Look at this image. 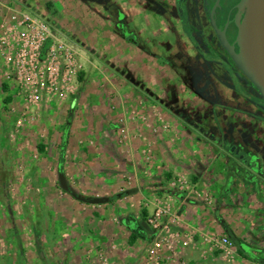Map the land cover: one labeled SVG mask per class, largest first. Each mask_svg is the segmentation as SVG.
Masks as SVG:
<instances>
[{
  "label": "crops",
  "instance_id": "0c3cea01",
  "mask_svg": "<svg viewBox=\"0 0 264 264\" xmlns=\"http://www.w3.org/2000/svg\"><path fill=\"white\" fill-rule=\"evenodd\" d=\"M104 1L113 12H119L126 30L118 44L127 52L134 47V56L130 58L126 53L125 58L120 57L119 65L126 72H136L138 83L147 81L154 87V83L160 81L159 84L166 87V82L175 81V72L167 67L166 62L168 74L159 80L145 70L150 66L154 71L161 64H155L153 56L157 52L154 51L149 58V50L144 45L150 44L149 47L161 51L174 46L171 42L177 37L178 30L177 27L171 29V25L175 28L180 24L173 9L175 1ZM159 4L163 5L160 7ZM2 5L0 3L4 12L11 9ZM130 34L135 43L128 41ZM178 36L184 39L182 32ZM137 44H143V49ZM144 59L150 61L145 64ZM121 80L117 88L109 84L108 92L96 91L88 112L82 110L66 125L65 154L41 156L44 162L54 161L56 164L55 170L38 172L47 202L41 207V224L48 247L59 249L66 243L68 247L62 251L63 264H71L69 260L75 261L76 255L83 256L79 264H85L89 253L97 249L107 254L110 264H155L147 258L153 230L147 225L146 218L153 212L155 199L163 197L169 199L182 229L177 226L183 233L174 246L176 260L167 259L170 253L166 252L158 264H180V261L187 264H232L224 261L220 252H211L203 243L212 235L227 236L233 242L234 264H264V163L260 165L262 168L253 169V173L246 161L238 160L240 163L237 164L228 152L221 155V159L212 161L211 164H217V170L210 169L209 159L201 153L206 150L203 141L196 143L191 138H179L177 142H171L162 134L156 137L148 134L153 157L147 161L141 153L145 140L134 136L141 129L137 121H127L132 137L123 142L125 145L117 142L116 117L123 116L132 97L139 100L145 96L143 92H137V86L130 87L133 83ZM87 97V93L81 92L69 107L83 108V99ZM57 109L51 107L53 111L50 113L57 112ZM87 114L103 121L82 120ZM80 122L84 123L82 127ZM63 124L53 126L57 137H60L61 128H65ZM60 139L63 141L62 136ZM92 142L98 144L96 151L90 150L89 143ZM192 146L197 147L195 162L201 170L194 168L190 158ZM44 149L47 148L44 146ZM55 172L56 177L57 173L63 175L67 189L59 185L57 179L53 180ZM182 174L189 179V187L179 190L171 185V180ZM34 175L37 174L34 172ZM205 193L211 196L212 204L202 200ZM83 196L88 199L99 196L104 202L100 205L83 203L78 199Z\"/></svg>",
  "mask_w": 264,
  "mask_h": 264
},
{
  "label": "rangeland",
  "instance_id": "374dc122",
  "mask_svg": "<svg viewBox=\"0 0 264 264\" xmlns=\"http://www.w3.org/2000/svg\"><path fill=\"white\" fill-rule=\"evenodd\" d=\"M0 3L3 4V7L25 11L46 22L58 39L73 48L76 52V60L80 65L79 71L71 80V93L63 98L52 100L47 103L46 108L45 102H42L41 110L37 114L27 117V121L19 123L22 112L21 100L16 94L15 83L5 78L6 70L0 56V264H63L62 251H66V247H68L66 243L57 249L48 247V242L44 239L46 234L41 224V218H43L41 207L46 206L47 202L41 189L43 180L39 181L38 172L55 170L56 164L54 161L44 162L41 156L65 154L67 152L64 143L67 136L66 125L78 113L81 114L82 110L85 113L88 112V106L93 101L96 91L99 93L100 91L108 92V85L111 83L113 87H119L120 78H122L121 81L125 79L126 82L133 83L130 87L137 86V92H143L145 96L139 100L132 97L128 101V108L123 116L116 117L115 128L117 140L119 139L117 142L123 144L125 140L132 137L126 123L127 121H137V124L141 125V129L134 136L145 140L141 153L147 161L153 157V148L151 142L148 141V134L153 137L162 134L171 142H177L179 138H191L196 143L200 140L203 141L206 150L200 152L203 157L206 156L209 159V168L217 170V164H211L212 161L221 159V155L228 154V152L223 148H217V144L208 138L210 134H216V130L213 128L216 122L217 127L224 123L226 128L234 131L244 145L246 142L245 147L259 155L264 163V119L262 114L253 109L254 113H249L251 116H246L234 108L237 105L241 108L245 107L242 97L235 92L239 91L240 93L237 88L235 91L223 92L225 101L232 106V111H225L218 107L212 109L210 104L198 98L191 91L190 81L193 74L201 73L200 68L202 67L199 62H194L189 44H184V47L182 44L171 42L174 46H171L168 51L153 49L152 46L149 47L150 44H144L149 50L148 57L151 58L153 52L156 51V55L153 56L156 59V61L154 60L155 64L156 62L161 64V67H156L154 71L150 66L145 69L151 76H154L156 80L163 78L168 70L164 62L168 63L167 67L176 73H174L175 81L166 82L167 88L160 85V81L155 82L153 87L147 81L138 83L135 77L136 72L133 71L132 74L126 72V69L119 65L120 57L125 58L126 53L130 58L134 56V47L130 49L132 51L128 50L127 52L122 49L121 44H118L120 36L121 38L125 36L126 30L121 24L119 12H113L104 0H0ZM161 5L163 4H159L160 7ZM4 10L0 7V14L2 13L0 19L9 11L6 9L4 12ZM171 29L178 30L177 36L182 32L180 24H176L175 28L174 25H171ZM128 41L135 43L134 36L130 34ZM137 45L143 49V44ZM183 48L186 50H182ZM186 54L191 57L190 62L185 60L184 55ZM147 61L150 60L144 59L145 64ZM141 66L143 65L141 64ZM4 84L6 85L5 90L3 89ZM83 91L88 95L86 99H83V108H70L69 103L73 99H77ZM7 97H10L8 102L6 101ZM51 107L54 110L56 107L59 109L57 112L50 113L53 111L50 110ZM44 109H47V112H43ZM78 110L80 111L78 112ZM82 120L86 122L89 120L103 121L102 118H93L92 114L89 116L87 114V118H82ZM61 122L65 124H63L65 128L62 127L58 134L60 137L62 136L63 141L57 137V132L53 129L56 123L61 124ZM79 124L81 126L84 123L80 122ZM39 145H43L47 149L41 152L38 149ZM89 147L90 150H95L98 148V144L92 142L89 143ZM196 148V146H192L190 149V158L193 160L194 168L195 166L197 168ZM233 161L237 164L240 163L236 158ZM255 163L256 166L262 168L257 164V161ZM240 168L243 167L240 166ZM254 171L251 172L254 173ZM34 172L37 174L36 176ZM180 176L189 181L187 176L182 174L174 177L171 182ZM56 179L60 185L59 175L57 173L56 177L55 172L53 180ZM203 196L206 198V200L202 199L204 202L213 203L209 194L205 193ZM83 197H85L84 200H82ZM83 197L79 198L80 202L85 203L91 200H86V196ZM96 197L99 196L94 198ZM157 198L169 203L172 211L169 199ZM102 227L104 230L105 226L102 225ZM179 228L181 227L179 226ZM179 228V236L173 240L171 248H162L159 251L160 255L169 252L170 255H167L172 261L176 260L175 243L183 233ZM153 240L154 232L151 245L147 249L149 262H153L150 255ZM203 243L211 252H220L208 242L203 241ZM106 255L102 249H97L96 252L89 253L85 264H110ZM76 257L75 261L68 259L71 264H79L83 261V256L76 255ZM224 261L234 264L235 259L229 261L225 258ZM180 264L187 263L180 261Z\"/></svg>",
  "mask_w": 264,
  "mask_h": 264
},
{
  "label": "built area",
  "instance_id": "2783aa9c",
  "mask_svg": "<svg viewBox=\"0 0 264 264\" xmlns=\"http://www.w3.org/2000/svg\"><path fill=\"white\" fill-rule=\"evenodd\" d=\"M0 56L5 78L15 83L21 100L19 123L37 114L42 102L46 107L52 100L71 93L72 77L80 69L73 48L58 39L46 22L21 10L10 9L0 19ZM171 185L180 190L189 187L182 176ZM146 223L154 232L150 255L153 263L158 264L163 260L160 249H170L179 236V223L169 203L161 198L155 200ZM207 242L227 260L234 259V244L227 236L212 235Z\"/></svg>",
  "mask_w": 264,
  "mask_h": 264
},
{
  "label": "flooded vegetation",
  "instance_id": "af4514ba",
  "mask_svg": "<svg viewBox=\"0 0 264 264\" xmlns=\"http://www.w3.org/2000/svg\"><path fill=\"white\" fill-rule=\"evenodd\" d=\"M174 11L179 18L182 36H177L174 42L177 44H189L192 50L193 60L200 63L199 75L193 74L191 79V91L211 105V108H221L225 111L233 110L224 99L223 92L235 91L241 96L245 104L244 108L235 106L246 116L254 113L253 109L259 111L264 119V102L258 97L255 89L247 82L241 73L235 68L230 57L220 45L214 25L220 31L224 30L225 38L233 45L234 51H238L236 36V21L242 20L244 10H238L237 4L240 0H174ZM126 34V32H125ZM186 61L191 57L184 55ZM195 75V76H194ZM236 89V90H237ZM247 106V107H246ZM251 107V108H250ZM184 117V116H183ZM186 119V118H185ZM188 119V118H187ZM216 136L210 134L209 140L217 143V148L227 150L236 142L234 151L231 153L240 162L246 161L250 169H256L263 164V159L251 150L247 149L241 139H238L234 131L226 128L222 123L218 127L214 123ZM205 134V133H204ZM237 151V154H235ZM248 161H247V160Z\"/></svg>",
  "mask_w": 264,
  "mask_h": 264
},
{
  "label": "water",
  "instance_id": "95a60500",
  "mask_svg": "<svg viewBox=\"0 0 264 264\" xmlns=\"http://www.w3.org/2000/svg\"><path fill=\"white\" fill-rule=\"evenodd\" d=\"M237 8L238 10H244L242 20L237 19L236 21L237 52L234 51L233 45L226 40L224 30L217 29L214 23L213 27L220 45L230 57L235 68L250 83L257 92L258 97L264 102V0H240ZM235 145L236 143L229 149V153L234 151ZM235 154H237V151H235ZM59 183L64 189H67L62 174L59 176ZM70 193L75 196L73 192ZM88 202L101 204L104 199L96 197L88 200Z\"/></svg>",
  "mask_w": 264,
  "mask_h": 264
},
{
  "label": "trees",
  "instance_id": "16d2710c",
  "mask_svg": "<svg viewBox=\"0 0 264 264\" xmlns=\"http://www.w3.org/2000/svg\"><path fill=\"white\" fill-rule=\"evenodd\" d=\"M3 89L4 90L6 89V85L5 84L3 85ZM9 100H10V97H7L6 101L8 102ZM38 149L42 152L44 150V146L43 145H39Z\"/></svg>",
  "mask_w": 264,
  "mask_h": 264
}]
</instances>
